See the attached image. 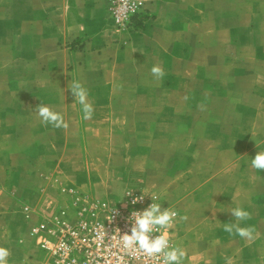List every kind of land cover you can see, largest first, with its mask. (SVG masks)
<instances>
[{"label": "crops", "instance_id": "crops-1", "mask_svg": "<svg viewBox=\"0 0 264 264\" xmlns=\"http://www.w3.org/2000/svg\"><path fill=\"white\" fill-rule=\"evenodd\" d=\"M149 5L119 33L106 0H0L7 264H47L31 229L71 207L65 188L109 199L130 186L177 212L172 239L186 252L182 264H264V170L251 167L264 152V0ZM154 65L163 78L151 74ZM72 80L87 89L89 120ZM41 103L68 128L44 125ZM238 206L250 213L239 223L255 229L251 241L223 230Z\"/></svg>", "mask_w": 264, "mask_h": 264}, {"label": "built area", "instance_id": "built-area-1", "mask_svg": "<svg viewBox=\"0 0 264 264\" xmlns=\"http://www.w3.org/2000/svg\"><path fill=\"white\" fill-rule=\"evenodd\" d=\"M106 3L110 27L124 33L149 11L150 0H106ZM128 191L133 196L125 195ZM63 193L71 197V207L50 216L43 215L31 229V236L46 255L47 264H72L73 259L77 264H162V259L148 258L140 252L129 253L121 246V235L130 234L132 211H143L152 202L160 204L157 193H148L136 186H130L119 200H100L68 188ZM142 193L143 201L133 205L132 198ZM151 196L156 199L152 201ZM26 212L29 219L31 210ZM172 226L153 234H165L170 245L176 246Z\"/></svg>", "mask_w": 264, "mask_h": 264}, {"label": "clouds", "instance_id": "clouds-1", "mask_svg": "<svg viewBox=\"0 0 264 264\" xmlns=\"http://www.w3.org/2000/svg\"><path fill=\"white\" fill-rule=\"evenodd\" d=\"M135 52V51H134ZM143 54V53H142ZM151 74L157 79L163 78L165 72L159 65H154L151 68ZM68 88L75 97V103L81 105L83 119L89 120L92 118L94 107L88 101L87 89L76 80L69 83ZM36 114L41 119L44 125L51 124L54 128H68V123L65 122L63 115L53 111L44 103L39 104L35 109ZM251 167L256 170H264V152H257L251 160ZM125 195L133 196L132 191H128ZM144 194L132 198L133 205L143 201ZM152 201L156 197L151 196ZM234 217V222L224 223L223 230L230 235H238L246 240H253L255 229L252 226L242 227L240 221L250 219V213L241 207H235L231 210ZM177 212L169 208H163L159 203L152 202L143 211H132L130 220V234L127 232L121 235L122 248L129 253L140 252L148 258L162 259V264H182L186 257V252L178 246H171L168 237L165 234L154 235V232H159L160 229L170 228ZM181 220H186L187 217H180ZM10 252L4 247H0V264H7V258ZM226 264H233L231 257H225ZM72 264H77V260L73 259Z\"/></svg>", "mask_w": 264, "mask_h": 264}, {"label": "rangeland", "instance_id": "rangeland-1", "mask_svg": "<svg viewBox=\"0 0 264 264\" xmlns=\"http://www.w3.org/2000/svg\"><path fill=\"white\" fill-rule=\"evenodd\" d=\"M150 6V5H149ZM106 14H107V11H106ZM107 21H108V18H107ZM108 24H109V21H108ZM110 25V24H109ZM149 193V192H148ZM159 195V194H158ZM160 196V195H159ZM95 198H97V199H99L100 197H95ZM109 199H113V200H119V198H116V197H112V198H110L109 197ZM109 199H107V200H109ZM160 199H161V197H160ZM100 200H105V199H103V198H100Z\"/></svg>", "mask_w": 264, "mask_h": 264}]
</instances>
